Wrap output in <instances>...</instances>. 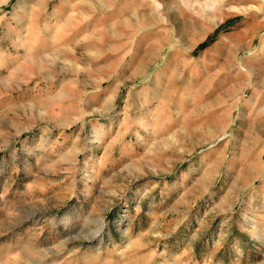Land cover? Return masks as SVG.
Instances as JSON below:
<instances>
[{"label": "rangeland", "instance_id": "1", "mask_svg": "<svg viewBox=\"0 0 264 264\" xmlns=\"http://www.w3.org/2000/svg\"><path fill=\"white\" fill-rule=\"evenodd\" d=\"M148 1L0 0V264H264V0Z\"/></svg>", "mask_w": 264, "mask_h": 264}, {"label": "crops", "instance_id": "2", "mask_svg": "<svg viewBox=\"0 0 264 264\" xmlns=\"http://www.w3.org/2000/svg\"><path fill=\"white\" fill-rule=\"evenodd\" d=\"M84 1L89 3V6H90L91 4L89 1L94 2L97 0H84ZM103 1H104V4L106 5L107 8L105 10H103L101 13H107L108 18H112L111 25L112 24L115 25L117 14L112 13L110 11V9L112 8L113 3L117 0H103ZM124 3L127 4L128 7H131V6L132 7H138L139 9H141V10L145 11V13H147L148 5L151 2H149L148 0H124ZM92 13H93V11H91V10L88 11V16L90 18L92 16ZM120 16H123V17H119L121 23H123V24L125 22L131 23V21L129 22V20H128L129 18H127L128 16H126V15H120ZM139 24L147 25V21H144V23L139 22ZM79 28H80V25H79L78 21L76 23H71L70 25H66L65 30L62 33V37L60 38V41L66 42V43H72V42H78V41L82 40L83 37L81 34V30ZM146 38L148 39V37H146ZM125 40H128V39H125ZM158 41H159V39H158Z\"/></svg>", "mask_w": 264, "mask_h": 264}, {"label": "trees", "instance_id": "3", "mask_svg": "<svg viewBox=\"0 0 264 264\" xmlns=\"http://www.w3.org/2000/svg\"><path fill=\"white\" fill-rule=\"evenodd\" d=\"M212 38L213 37H208L202 44H200L197 47V49L202 50V49H205L206 47H208L212 43V41H213Z\"/></svg>", "mask_w": 264, "mask_h": 264}]
</instances>
